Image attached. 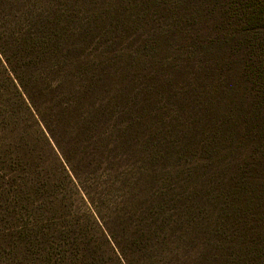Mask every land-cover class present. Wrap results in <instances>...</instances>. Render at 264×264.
Segmentation results:
<instances>
[{
  "label": "trees",
  "instance_id": "obj_1",
  "mask_svg": "<svg viewBox=\"0 0 264 264\" xmlns=\"http://www.w3.org/2000/svg\"><path fill=\"white\" fill-rule=\"evenodd\" d=\"M0 224L41 264H264V0H0Z\"/></svg>",
  "mask_w": 264,
  "mask_h": 264
},
{
  "label": "rangeland",
  "instance_id": "obj_2",
  "mask_svg": "<svg viewBox=\"0 0 264 264\" xmlns=\"http://www.w3.org/2000/svg\"><path fill=\"white\" fill-rule=\"evenodd\" d=\"M6 231H11L10 225L0 224V264H41L40 261H25L19 256L16 258H10L11 255H9L6 258L4 246H7L9 242L2 236V234H6Z\"/></svg>",
  "mask_w": 264,
  "mask_h": 264
}]
</instances>
